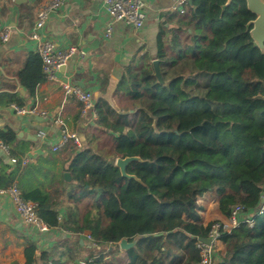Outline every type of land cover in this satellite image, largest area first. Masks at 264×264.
Here are the masks:
<instances>
[{
	"label": "trees",
	"instance_id": "16d2710c",
	"mask_svg": "<svg viewBox=\"0 0 264 264\" xmlns=\"http://www.w3.org/2000/svg\"><path fill=\"white\" fill-rule=\"evenodd\" d=\"M227 2L192 0L185 14L172 16L157 39L164 84L151 58L130 67L116 87L115 106L105 99L96 104L93 131L82 148H71L58 179L49 180L51 190L20 187L18 170L1 173L0 189L16 185L24 200L37 204L49 230L80 238L88 233L96 247L107 249L87 264H196L198 240L214 223L227 221L235 206L259 211L264 55L250 34L256 17L246 0ZM18 77L34 97L47 80L42 58L30 54ZM0 137L20 159L11 149L15 133L1 130ZM126 157L142 160L126 169L139 181L123 177L116 166ZM210 192L217 195L213 207L221 218L206 222L199 200ZM252 218L253 226L242 223L222 236L226 252L218 264H264V210ZM135 238V247L121 250L123 239ZM68 239L40 258L29 246L26 264L50 258L64 264L65 254L82 248Z\"/></svg>",
	"mask_w": 264,
	"mask_h": 264
},
{
	"label": "crops",
	"instance_id": "0c3cea01",
	"mask_svg": "<svg viewBox=\"0 0 264 264\" xmlns=\"http://www.w3.org/2000/svg\"><path fill=\"white\" fill-rule=\"evenodd\" d=\"M48 1L17 0L13 3L0 0V28L12 29L10 40L0 47V131L15 133L16 141L11 149L21 159L14 157L21 161V166L12 163L13 156L0 148V175L18 170L16 184L26 190L44 187L51 190L49 180L55 175L58 179L63 162L69 158L70 146L57 153L52 150L60 140V128L52 118L63 117L68 130L77 132L83 142L94 126L91 114L84 116L82 104L75 97L67 96L62 85L77 84L92 92L95 106L101 99L115 106L114 93L123 75L140 59L151 58L153 64L157 59L159 33L162 27L173 24L172 16L177 15L172 11L176 0H142L146 20L141 29H136L113 20L106 13L104 0H68L46 21L41 30L42 41L53 43L57 51L75 47L77 53L57 74L56 81L46 80L36 95L30 97L18 74L30 54L39 55L38 42L30 40L27 34L35 26L38 10ZM109 27L112 28L111 36L106 35ZM18 101L24 105H18ZM13 105L28 109L37 107L48 117L18 115ZM42 131L47 133L44 139L39 137ZM24 159H29L26 165L22 163ZM68 238L70 244L77 242L82 248L77 253L65 254L64 264H85L93 257L85 259L90 255L88 249L101 250L92 243L88 233L81 238L71 237L58 229L43 233L37 226L25 224L12 196L0 194V264H26L25 250L29 246H36V258H40L43 252L51 254L61 239ZM218 251V255L225 254L223 242ZM38 264L44 263L38 260ZM45 264H53V259Z\"/></svg>",
	"mask_w": 264,
	"mask_h": 264
},
{
	"label": "built area",
	"instance_id": "2783aa9c",
	"mask_svg": "<svg viewBox=\"0 0 264 264\" xmlns=\"http://www.w3.org/2000/svg\"><path fill=\"white\" fill-rule=\"evenodd\" d=\"M17 0H11L15 3ZM68 0H49L46 2L36 14V23L34 28L27 34V37L38 42L37 53L43 61V71L48 81H56L57 74L66 68L71 59L76 55L77 48L71 47L65 51H57L53 43L42 41L43 36L41 30L45 27L46 21L50 15L61 8ZM192 0H176L172 11L183 15L187 11L188 5ZM106 13L116 22H123L126 25L133 26L136 29H141L146 20V14L143 11L144 3L142 0H104ZM112 28L109 27L106 35L111 36ZM12 35L10 27L0 28V47L7 43ZM84 55V53H82ZM63 90L67 96L75 97L82 104V114L86 116L91 114L90 118L97 121V110L93 102V94L90 91L83 89L79 85H71L65 83L62 85ZM15 112L18 115L25 116L28 114L41 115L47 118L46 112H40L37 107L26 108L13 105ZM53 123L60 128V140L52 147L53 152L57 153L62 148L67 146L82 148L83 141L77 132L68 130L65 119L63 117L52 118ZM45 131L40 132L39 137L46 138ZM0 148L7 154H11L9 146L0 137ZM12 163H18V159L12 157ZM29 159L22 161L26 165ZM9 193L15 203L16 210L25 224L37 226L38 229L45 233L49 232V228L37 216V204L32 201L23 199L22 194L16 185L9 189H0V194ZM256 214H260L264 210V205L261 209L258 208ZM242 223H248L253 226L254 220L252 216L246 213L244 206H235L232 209L230 218L224 222H216L213 224L207 237L210 244H206L198 240L197 247L200 250V260L196 264H213L218 260V246L222 242V236L231 233L234 229L238 228ZM91 240V237L89 236ZM87 264V263H85Z\"/></svg>",
	"mask_w": 264,
	"mask_h": 264
},
{
	"label": "water",
	"instance_id": "95a60500",
	"mask_svg": "<svg viewBox=\"0 0 264 264\" xmlns=\"http://www.w3.org/2000/svg\"><path fill=\"white\" fill-rule=\"evenodd\" d=\"M233 0H228L226 5H230ZM247 7L250 12H252L255 15V19L249 23V26H252L250 30L251 37L254 41V44L261 50L262 54L264 55V0H246ZM159 60L156 59L153 61V70L155 77L157 80L164 84V80L160 71V64ZM65 69V68H63ZM135 161H142L139 157H126V158H118L116 159V166L120 169L121 174L125 178L129 179H137L134 175H129L127 173V166ZM65 180L67 182H71V174L66 172L64 174ZM138 180V179H137ZM139 181V180H138ZM264 205V196H262L260 204L258 206L259 209H261ZM139 238H135L133 242H129L126 239H123L120 242V248L123 251L129 250L136 246L138 243ZM200 241L206 244H210V240L208 238H200ZM213 264H218L217 261H215Z\"/></svg>",
	"mask_w": 264,
	"mask_h": 264
},
{
	"label": "rangeland",
	"instance_id": "374dc122",
	"mask_svg": "<svg viewBox=\"0 0 264 264\" xmlns=\"http://www.w3.org/2000/svg\"><path fill=\"white\" fill-rule=\"evenodd\" d=\"M92 131L93 129H91V132ZM216 202H217V195L213 192L207 193L203 197L200 198L199 207L201 209V212L205 215L206 222H209L212 219H216V217H220L219 213H217L218 211L216 210V208L213 207ZM256 213H257L256 211H252L250 215L253 217L256 215ZM88 250L90 252V255H87L85 259H88L89 257H92V256L98 257L101 252L103 253V250L105 251L107 249L102 247L101 250H98L96 248L88 249ZM225 252H226V249H225Z\"/></svg>",
	"mask_w": 264,
	"mask_h": 264
}]
</instances>
